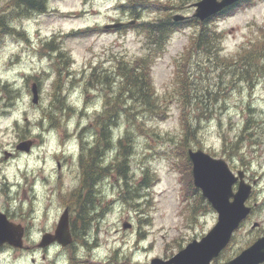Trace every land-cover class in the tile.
<instances>
[{
    "label": "rangeland",
    "instance_id": "rangeland-1",
    "mask_svg": "<svg viewBox=\"0 0 264 264\" xmlns=\"http://www.w3.org/2000/svg\"><path fill=\"white\" fill-rule=\"evenodd\" d=\"M6 1L10 0H0V11ZM124 1L49 0L46 12L14 19L19 34H5L0 42V89H8L12 105L7 112L0 110V207L6 203L17 208L13 214L16 222L34 215L23 240L30 248L0 247V264H69L71 250H75L73 264H150L151 258H169L192 239H200L215 224L217 215L191 190V166L176 148L186 116L200 147L193 140L190 144L223 158L234 172L244 171L245 180L252 184L246 200L250 214L211 264L234 257L264 232V75L257 74L255 82L248 84L238 78L237 67L224 70L225 63L232 59L234 64L240 57L238 51L244 46L264 40V0H252L237 4L230 15L216 14L202 21L222 34L213 42L220 56L193 42L200 28L197 23L171 32L152 64L157 98L154 111L138 106L133 117L124 110L118 117L115 135L123 137L130 130V138L123 139L130 148L128 178L114 169L102 170L92 192L96 194L97 220L75 237L67 255L59 257L58 250L51 249L42 259L36 247L40 230L56 224L62 204H69L74 225L81 227L76 211L86 195L79 194L87 193L80 187L81 135L94 141L98 131L95 114L112 93L99 80L103 74L110 77L119 59L131 60L147 51L145 33L135 24L175 14L194 19L192 3L198 0H150L131 26L105 29L109 23L132 20L118 6ZM86 28L90 29L87 33ZM52 38L63 52V60L56 58L57 50L45 46ZM182 61H186L196 89L194 99L184 103L181 113L176 75ZM56 69L60 70L61 94L72 107L57 110V124L43 114L51 108ZM34 82L39 88L36 104L31 101ZM4 94L0 92V97ZM139 121H143L142 130L137 127ZM28 139L33 141L29 152L15 149ZM118 148V144L102 148V163H115ZM144 177L149 185L136 189ZM78 188L73 201L69 193ZM255 222L258 225L253 227ZM124 223L130 227L124 228Z\"/></svg>",
    "mask_w": 264,
    "mask_h": 264
},
{
    "label": "trees",
    "instance_id": "trees-1",
    "mask_svg": "<svg viewBox=\"0 0 264 264\" xmlns=\"http://www.w3.org/2000/svg\"><path fill=\"white\" fill-rule=\"evenodd\" d=\"M250 1L252 0H242V2H240L239 4H249ZM48 2L49 0L6 1L0 11V42L5 34H19L17 31L18 29L12 23L14 19H17L21 15L28 16L31 14L44 13L48 9ZM149 2L150 0H125L124 2H119L118 6L122 9L123 12H127L132 19H137L141 16L143 9L149 6ZM237 4L225 8L218 14V16L221 14H232L235 8L239 5ZM150 6L154 8L153 3ZM191 22L200 25L197 34L192 37L193 42L204 51L212 53L215 51V53L219 55L218 48L217 46L214 47L213 42L216 39L220 40L222 34L219 33V31H217L215 28L206 25L205 22H201L196 18L182 21H173L168 16L165 18H154L135 24L137 26H141L142 31L145 33L147 51L144 54L136 56L131 60L126 58L119 59L116 62L113 69L114 71L110 74V77L107 74H103V77L99 80L101 85L107 86L112 91V93L106 96V99L103 103V108L100 109L94 117V126L96 127V129H98V131H96V134L99 135V140L103 142L102 146H99L96 142L93 143V145L90 147L86 144H84V146L82 147V155L79 164L81 166V170L83 169V183L90 186V190L88 191V196L80 203L78 211L79 213L77 212L76 220L81 222V227H77L76 224H73L74 237L78 238L79 236H82L83 232H86L91 222L93 220H97V218L99 217L97 216L99 213L95 211L96 194L92 195V192L94 191L97 177L101 173L100 171L104 170L105 172H109L114 169L124 179L128 178L130 148L128 145L124 144L123 139L130 138V130H125L123 137L121 136V133L118 136L115 135V131L117 130L116 125L120 112L124 110L131 118L135 114L133 109H136L138 106L142 107L146 111H154V108L157 104L156 93L151 78V69L154 59L156 55H158L165 49L166 41L169 38L171 32ZM89 30V28L84 29L86 33L89 32ZM25 38H27L26 34ZM55 42L56 39L52 38L50 41H47L45 43V46L50 48V50L52 51L57 50L58 54L56 55V58L58 60H63V52L61 51V49H58L56 47L57 45L55 44ZM238 53L240 57L233 62L234 64L230 62L232 60L231 59L224 64L226 65V68H224L223 65L222 68H224V70L226 71L231 66L237 67L238 78L247 81L248 84H253L255 82V77L257 74L264 75V40L254 43L251 46H244V48H242L241 51H238ZM187 56L188 55H186L185 59H187ZM220 58H222V61L225 60V58L223 57ZM185 64L186 61H182L181 66L177 69L176 75L178 78L177 93L180 97V101L182 102L181 113L182 109H184L185 106L184 103H186L189 98L194 99L193 91L196 89V87L192 85ZM56 71V76L51 85V108H49V110L47 111H44L43 113L45 117L54 120L55 123L58 122L56 118L57 110H72L71 105L64 100V97L61 94L60 70L56 69ZM92 74L94 73L92 72ZM129 116H127L128 120L130 119ZM250 117L251 118H249V120H252V116ZM246 122L247 123L245 124V126L248 125V121ZM131 123L134 124V122L132 121ZM142 124L143 121H139V123H137V127L141 130L144 129ZM182 124L183 134L180 136L178 143L176 144V148L182 151L187 160V165L190 167L191 163L188 158L187 149L194 148V146H192L190 142L192 140L195 141L197 147H200V144L196 138L194 129L190 124L187 116L185 117V120L182 121ZM116 144L119 145V148L115 152V163L110 162L108 164H103L101 159L104 147L112 148ZM92 152L96 153L92 154ZM89 167L90 169H88ZM94 171H97V174ZM188 177V185L190 186L191 190L194 191V193H197V198L201 200L202 196L199 190L195 188L194 185H192L193 183L190 170L188 171ZM84 179H87V182ZM141 185H149L146 177H144L143 183L139 184L136 189L140 188ZM131 195L135 196L136 193H132Z\"/></svg>",
    "mask_w": 264,
    "mask_h": 264
},
{
    "label": "water",
    "instance_id": "water-1",
    "mask_svg": "<svg viewBox=\"0 0 264 264\" xmlns=\"http://www.w3.org/2000/svg\"><path fill=\"white\" fill-rule=\"evenodd\" d=\"M238 1L240 0H198L192 3L195 9L191 16L204 21ZM188 17L182 14L171 16L174 21ZM130 23H134V20ZM121 24L120 22L107 24L105 28L118 27ZM31 93V101L34 104L38 103L36 83H32ZM32 143L30 139L21 141L16 145V149L28 152ZM187 153L191 162L193 185L200 190L202 196L216 211L217 220L199 240L192 239L169 258L153 257L150 259V264H210L213 258H216L227 246L233 231L250 213L251 207L246 204V200L251 194L252 185L244 180V171L237 170L235 173L223 158L214 157L201 148H189ZM7 155L8 153L5 152V156ZM236 183L234 190L233 186ZM256 225L255 222L252 226ZM123 227H130V224L124 223ZM23 235V226L10 221L4 213L0 212V246L6 243L12 247L22 248ZM52 241L62 245L71 242L67 211L60 216L54 234L42 235L39 246H45ZM222 264H264V233L232 259Z\"/></svg>",
    "mask_w": 264,
    "mask_h": 264
},
{
    "label": "flooded vegetation",
    "instance_id": "flooded-vegetation-1",
    "mask_svg": "<svg viewBox=\"0 0 264 264\" xmlns=\"http://www.w3.org/2000/svg\"><path fill=\"white\" fill-rule=\"evenodd\" d=\"M0 92H5L6 93V94L2 95V97H0L1 98V103H0V107L1 108H0V110L3 111V112H7L9 110L7 108L9 106H12L10 104V102H9L10 95H9L8 89H6L5 86H3L0 89ZM93 137H95L94 138V141H91L90 142L88 139H86L85 136L81 135L82 142L80 144L79 153H78V160L79 161H80V158H81V155H82V149H83L82 147L84 146V144H86L87 146L90 147V146L93 145V143H96L97 142L99 146H102L103 142H101L99 140V135L96 134V135H93ZM15 154L16 153L13 150L10 153L11 156H14ZM58 167H59V164H58ZM80 175L82 177V178L80 177V180H81L80 181V187L86 188L87 189V193L83 192V193H81L79 195L80 196H84L86 194L85 195V198H86L88 196V194H89L88 191L90 190V187L89 186L88 187L83 186V184H82V182H83L82 172H81ZM77 190H79V188L78 189H75V190H73V191H71L69 193V195L71 196L72 200H75L76 201L75 198H76V196H78V193H76ZM73 192L76 195L73 194ZM73 195H75V196H73ZM6 197H8V196H6ZM60 209H62V210H61V213L58 216V219L56 221V224L53 223V225L51 227H49V228L43 226L40 231H43L42 234L43 233H47V232L48 233L49 232H53L56 229V227H57V224H58V221H59V218H60L61 214H63V212H65V211H67V219H68L69 230H70V234H71V237H72V241L69 244L65 245V246H62V245H60V244H58L56 242H53L52 244L48 245L47 247L39 248L40 253L42 254V259H45L46 258V256H47L46 254H48L51 249H57L58 250L57 255L59 257L65 256V255L68 254L69 250L72 249L74 247V245H75V243H74L75 242V237H74V234H73V224L75 222L73 221L74 215L72 213V208L69 206V204H62V208H60ZM16 210H17V208H14L10 204H6V203L2 204V206L0 207V211L3 212V213H5L6 216L10 220H13V218H14L13 217V214H14V212H16ZM33 216H34L33 214H32V216L30 215L29 219L27 218L26 220H24V218H19V221H17L18 223H21L23 225L25 233H27L29 231V228L32 227V221H31V219L33 218ZM13 221H15V220H13ZM3 247H8V246L7 245H4ZM36 247H37V244H36ZM28 248H30V246H25L24 249H21V250H26ZM74 251L75 250H71L69 252V256H68V259H67L69 264H73L72 260L76 258L75 256H73ZM32 260L34 261V259H32ZM64 264H66V261H65Z\"/></svg>",
    "mask_w": 264,
    "mask_h": 264
},
{
    "label": "bare ground",
    "instance_id": "bare-ground-1",
    "mask_svg": "<svg viewBox=\"0 0 264 264\" xmlns=\"http://www.w3.org/2000/svg\"><path fill=\"white\" fill-rule=\"evenodd\" d=\"M95 148H96V147H95ZM90 152H91V151H90ZM90 152H89V153H90ZM94 153H96V152H92V154H94ZM86 156H87V155H86ZM86 156H85V157H86ZM90 156H91V155H90ZM86 158H87V157H86ZM86 160H87V159H86ZM97 163H98V162H97ZM88 164H89V163H88ZM97 165H98V164H97ZM97 165H96V166H97ZM90 166H91V165H90ZM93 167H94V166H93ZM88 169H90V167H89ZM92 169H94V168H92ZM92 169H91V170H92ZM82 170H83V169H82ZM82 170H81V172H82ZM85 171H87V170H85ZM85 171H84V172H85ZM97 171H98V169H97ZM97 171H94V172L96 173ZM100 172H102V171H100ZM86 173H88V172H86ZM90 173H91V172H90ZM98 173H99V172H98ZM96 174H97V173H96ZM82 175H83V173H82ZM88 176H89V175H88ZM93 176H94V175H93ZM80 177H81V175H80ZM81 178H82V177H81ZM83 178H84V176H83ZM90 178H91V177H90ZM87 179H88V178H87ZM87 179H84V180L86 181ZM98 179H99V178H98ZM88 180H89V179H88ZM94 180H95V179H94ZM80 181H81V180H80ZM86 182H87V181H86ZM88 182H90V181H88ZM97 182H98V181H97ZM82 183H83V182H82ZM95 183H96V182H95ZM83 184H84L85 187H88V185H86L85 183H83ZM87 184H88V183H87ZM81 186H82V185H81ZM89 187H90V186H89ZM73 194H75V193L73 192ZM75 195H76V194H75ZM75 195H73V196H75ZM82 195H83V194H82ZM67 197H68V196H67ZM69 198H70V195H69ZM76 198H77V196H76ZM76 198H75V199H76ZM79 199L82 200V198H80V197H79ZM84 199H85V198H84ZM70 200H71V199H69L68 201L71 202ZM73 201H75V200H73ZM73 201H72V202H73ZM77 201H78V200H77ZM66 202H67V201H66ZM78 202H79V201H78ZM76 203H77V202H76ZM84 204H85V203H84ZM74 205H77V204H74ZM75 207H76V206H75ZM77 207H79V205H78ZM73 208H74V207H73ZM81 208H82V207H81ZM89 208H90V207H89ZM74 209H76V208H74ZM83 209H84V208H83ZM92 209H93V208H92ZM78 211H79V210H78ZM78 211H76V212H78ZM89 211H90V210H89ZM85 212H86V211H85ZM94 212H95V211H94ZM78 213H79V212H78ZM83 213H84V212H83ZM80 214H81V212H80ZM78 215H79V214H78ZM85 215H86V214H85ZM86 231H87V230H86Z\"/></svg>",
    "mask_w": 264,
    "mask_h": 264
}]
</instances>
